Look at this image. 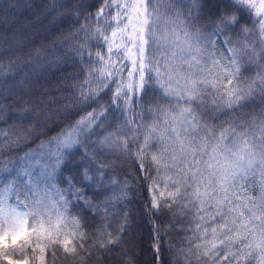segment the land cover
I'll list each match as a JSON object with an SVG mask.
<instances>
[{"label": "snow or ice", "instance_id": "obj_1", "mask_svg": "<svg viewBox=\"0 0 264 264\" xmlns=\"http://www.w3.org/2000/svg\"><path fill=\"white\" fill-rule=\"evenodd\" d=\"M176 2L52 0L46 6L53 24V14L63 9L62 15L78 27L61 31L48 46L37 49L26 66L33 61L58 63L52 57L59 52V41L67 45L65 57H78L84 67L70 88L69 102L55 114L37 112L41 105L31 100L12 106L13 123L0 127V153L6 148L22 151L28 140L37 138V125L61 111L76 118L17 158L18 165L27 164L22 174L31 176V169H38L49 181L47 188L29 189L32 198L25 193L20 199L14 181L0 186V264H87L92 257L103 264L125 243L131 227L127 212L115 227L116 217L109 216L116 202L127 201L132 178L121 181L117 166L128 163L148 181V214L166 211L185 218L187 228L182 224L181 230L187 247L178 250L185 264H264V112L259 125L255 119L230 120L227 128L218 130L209 123V113L243 107L257 90L264 96V73L246 84L240 80L244 56L251 63L264 61V0H224L207 35L198 26L201 18L192 16L201 0H192L187 15L173 11ZM245 11L251 26L248 21L241 25ZM226 31L238 39L225 36L230 55L217 59L212 36ZM92 47H97L95 53ZM14 66L10 63L8 72ZM5 75L0 63V98L13 90L3 83ZM27 80L25 76L16 83ZM150 93L155 98L146 101ZM165 97L185 106L177 110L169 100V106L162 107ZM5 117V106L0 105V121ZM81 150L87 166L78 165L74 175L63 178L66 187H58L57 172L67 170ZM161 173L166 176L163 190ZM105 178L112 195L105 192L104 199L94 202L84 188L94 183L104 189ZM250 183L259 187L254 196L247 195ZM13 193L15 204L9 203ZM73 199L97 213L103 209V222L94 232L86 230L79 213L70 211V205L76 207ZM154 227L153 264H163L160 225L154 221Z\"/></svg>", "mask_w": 264, "mask_h": 264}, {"label": "trees", "instance_id": "obj_2", "mask_svg": "<svg viewBox=\"0 0 264 264\" xmlns=\"http://www.w3.org/2000/svg\"><path fill=\"white\" fill-rule=\"evenodd\" d=\"M60 2H65V0H60ZM91 2H95V0H91ZM51 3L52 0H0V42H3L0 44V63L5 66V72L7 73L2 78V81L6 87L13 89L10 92H5L3 97L0 98V105L5 106L6 112L5 119L0 121V127L9 128L13 123L12 117L15 113V108L12 106L19 105L24 100H31L32 103L41 105V108H38L37 112L43 110L45 112L51 111L55 114L61 105L69 102L72 96L70 88L76 82L75 78L84 67L78 57L75 60L70 56L65 57L67 45L60 44L59 41V52L52 57V59L58 60V63L49 66L46 60L41 64L33 61L30 66H26L25 62L29 60L30 56H35L37 49H40L42 46H48L61 31L67 30L70 27H78V25H73L71 20L62 15L65 11L63 9L53 14L57 17L56 23L53 24L51 22L52 17H46L44 11L46 6ZM191 3L192 0H177L173 11L179 9L187 15ZM223 3L224 0H201V8L193 10V18H201L198 26L204 29L205 35L213 31L215 16L218 12L223 11ZM92 11L94 12L95 9ZM210 16L213 18L211 22L208 19ZM244 16L245 20L241 21V25L245 21H248L249 26H251L247 11H245ZM253 19H255L254 16ZM82 22L83 18L81 17ZM109 31L111 30L109 29ZM236 31H239L238 27ZM225 36H231L233 40L238 39L235 32L232 31H226L221 36H212V39L217 41L215 46L217 59L230 55L224 44ZM91 50L95 53L97 47H92ZM48 51L55 52V49L49 47ZM85 59H87V56H85ZM224 62L227 63V60L225 59ZM10 63H14L15 66L11 72H8ZM242 65L243 75L240 77L242 84H246L248 80L255 78L258 73H264V61H259L258 64L251 63L250 58L244 56ZM25 76L28 77L26 83H16L17 81H21ZM13 85H15L14 88ZM154 98L153 93H150L148 97H145V100L148 101ZM107 99L108 97L105 96L104 100ZM104 100H101V103ZM169 100H171V107L177 110L185 106L184 101L177 102L175 98L168 97L161 99V106L168 107ZM210 100L211 95H208L205 103L207 104ZM262 112H264V96L257 90L254 95L244 102L243 107H235V110L224 108L216 111L214 115L209 113L211 115L209 123L214 124L218 130L220 128H227V122L230 120L243 123L244 120L252 122L255 119L256 124L259 125ZM66 117L67 114L61 111L58 116L53 115L52 120L47 122L41 121L37 125V138L28 140L22 151L6 148L3 153H0V186H4L9 180L14 181L16 190L22 196L21 189L23 188V180L26 175L22 174L21 169L26 167V165H18L16 163L17 158L22 156L25 151L36 148L41 140L56 135L65 124L69 123L71 119L76 118V114ZM30 122L35 124V118ZM150 122L151 120L149 119L147 123ZM24 126L27 128L28 124L25 123ZM93 140H95V137H93ZM82 151L76 153L75 160L67 164V170L63 171V173L57 172L54 182L58 187H66L62 183L63 178L69 174L74 175L78 165L81 167L87 166L88 161L86 159L82 160ZM150 151L154 152L155 149H151ZM117 172H119V179L121 181L129 179V177L132 178L128 185L130 191L127 192V201L116 202V207L110 210L109 216L116 217L113 223V227H115L119 223V217L124 212H127L131 227L124 237L125 243L106 256L103 259V264H125V261H128L129 264H153V252L151 249L155 233L154 221L160 225L163 264H185L184 257L178 253L181 247H187L185 231L181 230L182 224L184 228H187L185 218L180 216L173 218L172 213L166 211L159 213L157 216L148 214V181L144 180L142 175L138 176L131 163L118 165ZM114 174L112 172L109 173V175ZM160 178L162 181L160 188L163 190L166 178L165 174L161 173ZM47 182L49 184L48 180ZM84 190L88 198L94 202L104 199L105 192L109 196L112 195V186L107 184V178H105L104 189L98 188L93 183L91 186H85ZM258 191L259 187L257 183H250L247 195L254 196ZM94 193H98L99 195L94 197ZM16 199L15 193L11 194L9 203H16ZM72 205H76V207L70 205V211L73 214L79 213L83 217L87 226L86 230L89 233L94 232L103 222V209L97 213L95 209L85 207L83 200L77 201L73 199ZM166 228L167 231H165ZM88 242H91V237ZM60 264H63V261ZM87 264H96L95 257L88 259ZM192 264H195L194 260Z\"/></svg>", "mask_w": 264, "mask_h": 264}, {"label": "rangeland", "instance_id": "obj_3", "mask_svg": "<svg viewBox=\"0 0 264 264\" xmlns=\"http://www.w3.org/2000/svg\"><path fill=\"white\" fill-rule=\"evenodd\" d=\"M23 166L27 164L23 163ZM31 176L26 175V177L23 180V188L21 189L22 196L21 199L25 198V193H27L28 198H32V192L29 191V189L35 190H43L47 188L48 182L44 175L41 174V172L38 169H31ZM15 204V203H14Z\"/></svg>", "mask_w": 264, "mask_h": 264}]
</instances>
